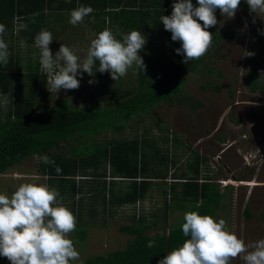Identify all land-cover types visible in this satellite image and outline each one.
Wrapping results in <instances>:
<instances>
[{
    "label": "trees",
    "instance_id": "obj_1",
    "mask_svg": "<svg viewBox=\"0 0 264 264\" xmlns=\"http://www.w3.org/2000/svg\"><path fill=\"white\" fill-rule=\"evenodd\" d=\"M192 2L197 5V0ZM245 2L241 0L240 6ZM173 3V0H0V24L6 26L5 33L12 34L13 20L19 18L27 25L21 33L29 46L42 29L55 32L50 21L61 22L64 26L68 17L64 11L70 13L81 5L93 8L85 20L98 32L109 28L117 39H122V34L139 30L151 33L150 42L155 39L161 42L159 46L145 44L139 50L146 68L144 72L135 68L136 84L125 90L107 92V103L95 107H74L63 99H55L50 105L41 102L39 95L44 93L46 75L40 69L39 52L34 59L35 52L27 48L25 66L21 65L18 55L13 57L10 52L7 65L0 64V102H7L4 108L0 105V174L30 156L46 155L54 161V164L38 162L39 171L45 175V183L56 188L61 198L66 195L61 201L64 205L70 201L68 208L76 217L72 234L75 240L86 238L98 210L106 214L115 208L118 212L119 208L125 213L123 204H128L125 202L144 197L152 185L148 172L160 179L166 177L167 157L159 154L157 147L149 146L143 137L139 138L137 132L132 138L120 136L99 143L101 141L96 142L95 137L102 132L100 129L111 126L113 133L123 131L124 124H113L120 112L123 113L121 121L125 123L133 114L152 109L160 102L173 104L191 100L183 93L184 76L195 73L219 46L220 40L235 36L234 29L219 32L217 25L209 27L212 44L206 54L198 60L183 63L184 56L175 51L181 47V42L173 41L171 32L165 30L160 21L161 15H171ZM252 51L255 54L253 62L264 67V21L256 28ZM256 70L254 66L248 69L245 87L250 92L264 93V78ZM109 104L111 107L107 106ZM100 121L104 123L98 124ZM144 144H147L145 150ZM204 160V156L193 152V161L188 164L192 175L174 177L184 181L169 186L170 198L181 211L178 219L166 223L171 207L163 199V220L152 225L159 230L148 235L145 231L149 225L145 222L122 224L117 230L133 236L131 241L123 248L87 256L79 264H157L168 251L180 246L187 239L181 230L184 213L195 210L202 215L214 216L223 197L216 178L208 176L198 180L199 165ZM150 161L151 166L148 165ZM106 164L111 166L112 173L132 179L129 190L121 198L115 193L105 199V185L99 192L90 193L91 183L87 187L74 179L77 173H83L82 176L92 178L89 182L93 183L96 177L103 176L101 172ZM57 166L61 169L59 173ZM137 176L143 179L135 180ZM162 191L166 193V189L162 188ZM88 192L89 199L85 196ZM84 208L91 216L90 220L85 218ZM245 212L249 216L247 209ZM109 221L105 222L103 216L99 225L108 227ZM149 240L155 241L152 248L147 247ZM0 264H5V257L0 256Z\"/></svg>",
    "mask_w": 264,
    "mask_h": 264
},
{
    "label": "rangeland",
    "instance_id": "obj_2",
    "mask_svg": "<svg viewBox=\"0 0 264 264\" xmlns=\"http://www.w3.org/2000/svg\"><path fill=\"white\" fill-rule=\"evenodd\" d=\"M64 15H68L64 26L61 22L50 21L55 32L50 31L53 41L49 48L55 56L61 44H64L83 59L91 39L98 31L91 27L85 19L82 23L73 26L69 23L70 13L64 11ZM215 15L218 21L216 24L218 31L228 32L234 29L235 36L220 40L219 46L205 58L198 70L184 76L183 93L189 95L191 100L173 104L160 102L152 109L133 114L134 116L127 119L125 123L121 121L123 113L120 112L113 124H124V130L113 133L111 126L106 127L100 129L102 132L95 139L98 142L124 135L131 138L137 132V134L144 133L143 137L146 142L153 140L159 154L167 157L168 165L165 169V179H160L161 181L158 179L161 183L149 193V201L153 200V203L160 205L162 200L166 199V203L172 207L167 215V224L175 221L180 209L175 208L170 198L171 193L163 192L162 188H168L169 183L170 185L179 184L180 179L173 181L174 177L188 178L192 175L188 164L193 161V152H198L200 156L205 157L199 165V173L202 177L241 179L236 180L237 197H232L231 192L235 186H225L220 206L213 217L217 221L224 219L227 229L247 244L264 238V185L248 186L242 183L245 181L264 182V106L259 104V102H264V95L259 91H248L245 81L248 69L253 66L257 69L259 76L264 78V67L253 62L255 54L244 56L243 52L244 50L253 52L254 34L257 26L264 21V16L259 17L250 13L246 2L244 6H239L234 18L224 17L219 9L215 10ZM26 26V23L20 21L19 18L14 19L12 34L7 32L3 35V39L9 45V52L13 57L15 55L20 57L21 65L27 61V48L35 53L39 52L35 46V39L29 46L25 35L21 33ZM141 33L146 38L147 46L161 44L157 39L150 42L151 33ZM81 73L82 70H78L76 77L80 81L79 88L61 89L57 93L55 90H48L46 76L44 93L39 95L41 102L50 105L55 99H63L74 107L102 106L107 103V92L113 93L116 89L125 90L136 84L135 66L130 68L124 77L116 81L107 71L104 73L96 71L94 77ZM89 80H94V82L89 83ZM4 102L5 100L2 102V108L7 105ZM110 105L107 106L111 107ZM103 123V121L98 122V124ZM53 151L56 152L57 149ZM34 157L25 158L19 164L9 167L0 174V193L10 195L19 184L27 182V178L33 175L40 176V182L45 183V175H41L38 162ZM151 163L150 161L148 165L151 166ZM147 174L151 176L150 180H154L153 172ZM74 178L78 177L74 176ZM141 178L137 176L135 180H141ZM125 180L132 179L125 178ZM122 182L124 185L127 183ZM106 193L107 190L104 191V195ZM85 196L90 198V194ZM63 197L66 198V195ZM69 205L70 201L67 200L65 206L69 207ZM142 208L144 209V206ZM246 209L249 216L246 215ZM114 213L115 209L108 210L106 214L98 210L93 217V228L88 230L86 238L82 241L73 239V232L69 234V238L73 240L79 252V260L71 264H79L85 257L100 254L106 250L123 248L131 241L133 236L117 230L122 224H130L129 216L119 210L117 214ZM103 216L105 222L110 220L108 227L99 225ZM90 217L85 209V218L90 220ZM147 231L149 234L156 232L152 228ZM5 264H11V262L5 258ZM230 264H244V262L236 258L230 261Z\"/></svg>",
    "mask_w": 264,
    "mask_h": 264
},
{
    "label": "clouds",
    "instance_id": "obj_3",
    "mask_svg": "<svg viewBox=\"0 0 264 264\" xmlns=\"http://www.w3.org/2000/svg\"><path fill=\"white\" fill-rule=\"evenodd\" d=\"M246 3L250 13L264 16V0H246ZM240 4L241 0H197L194 6L192 0H174L171 15H161L160 21L171 32V39L181 42L175 51L184 56L183 63L200 59L210 48L212 33L208 29L218 23L215 10L219 9L224 17L234 18ZM92 12L91 6L74 8L69 23L76 26ZM5 32L6 26L0 24V64L7 65L10 53L3 39ZM52 41L53 35L46 29L35 36L40 69L47 76L49 91L79 88L78 70L93 77L96 71H107L116 81L133 66L143 72L146 68L138 54L146 38L139 30L122 34V39H117L107 28L101 30L91 39L83 59L64 44L53 56L49 48ZM243 55L253 56L254 52L244 50ZM33 57L36 58V53ZM34 159L54 164L46 155H36ZM60 171L57 166L56 172ZM40 181V176L33 175L10 195L0 193V256L11 264H71L79 260V252L69 238L76 228V217L61 202L58 190ZM181 230L187 239L168 251L157 264H230L236 258L244 264H264V238L246 244L227 229L222 218L217 221L211 215L186 211ZM154 245V240L147 242L149 248Z\"/></svg>",
    "mask_w": 264,
    "mask_h": 264
},
{
    "label": "crops",
    "instance_id": "obj_4",
    "mask_svg": "<svg viewBox=\"0 0 264 264\" xmlns=\"http://www.w3.org/2000/svg\"><path fill=\"white\" fill-rule=\"evenodd\" d=\"M5 103V102H4ZM7 103V102H6ZM0 105H2V102H0ZM104 133V132H103ZM125 133V132H124ZM100 134V133H99ZM98 134V135H99ZM143 134L144 133H142V134H140V133H138L137 135L139 136V138H141V137H143ZM130 136V135H129ZM123 137H126V138H128L127 137V135H124ZM134 137V136H133ZM95 138H98L97 136L95 137ZM132 138V137H131ZM143 139H144V137H143ZM145 140V139H144ZM154 142H153V140H151L150 139V142H149V146H153V149H156V146L153 144ZM147 147H146V145L144 144V150L146 149ZM143 150V149H142ZM103 169L104 170H102V172L101 173H103L102 175V177H96L93 181V183L92 182H89L90 181V179H92V178H89V177H86V176H82V174L83 173H77L76 174V176L75 177H78L77 179L76 178H74L75 180H76V182H78L80 185H81V183L84 185V186H89L88 185V183H91V186H89V190H90V193H94V192H99L100 190H102L103 189V186L105 185L106 186V190H107V193L105 194V198H110L113 194H115V193H118V194H120L119 195V198H121L122 196H123V194L124 193H126V191L127 190H129V182H130V180H125V178H123V177H121L119 174H114V173H112L111 172V166L109 165V164H106L105 165V167H103ZM202 173V172H201ZM117 178L116 180L114 179V178ZM202 175L199 173L198 174V180L199 181H201L202 180ZM154 180H151V182H152V185L150 186L151 188L149 189V191H148V193L147 194H149L152 190H155L158 186H159V184L161 183H159L158 182V179L159 178H157V177H154L153 178ZM167 179V178H166ZM140 180V179H139ZM138 180V181H139ZM177 180H179V179H177ZM219 180H226V183H224V184H220V182H219ZM236 180H241V179H230V178H217L215 181L216 182H218L219 184H220V186H219V191L220 192H222V194H223V190L226 188L225 186H228V185H230V186H235V191H234V189H233V191L231 190V192H232V197H237V191H236V186H237V183H236ZM122 181H124V182H127L125 185L123 184V182ZM129 181V182H128ZM160 181V180H159ZM173 181H175V180H173ZM182 181H184L183 179H180V182H182ZM243 184H246V185H248V186H253V185H259V186H262V185H264L263 183L264 182H257V181H245V182H242ZM169 186H170V183L168 184V188H166L167 190V192L168 193H171L170 192V188H169ZM221 186H223V187H221ZM89 192H88V194H90ZM108 194V195H107ZM232 197H230V199L232 198ZM125 203H128V204H132V203H134V202H125ZM128 204H123V206H126V205H128ZM220 206V205H219ZM115 208V207H114ZM124 208V207H123ZM175 208H178L177 206H175ZM219 208V207H218ZM172 209V207L170 208V210ZM117 210H119L121 213H124L123 211H122V209H119V208H117ZM170 210H169V212H170ZM177 210H179V209H177ZM218 210V209H217ZM115 211H116V208H115ZM180 213H181V211H180ZM180 213L178 214V216H176V218H175V220L176 219H178V217H179V215H180ZM217 213V212H216ZM114 214H117V211H116V213H114ZM163 213L161 212L160 213V215H159V213L158 212H153L152 214H151V218H147V217H141L139 220H136V222H145L146 224H148L149 225V227L147 228V229H149V228H152L153 229V231H157L156 229L157 228H153L152 227V225L155 223V222H161V220H163V215H162ZM102 219V218H101ZM129 219V221H131V222H133L134 220L133 219H130V217L128 218ZM135 222V221H134ZM147 229H146V234H148V235H151V234H153V233H151V234H149L148 233V231H147Z\"/></svg>",
    "mask_w": 264,
    "mask_h": 264
},
{
    "label": "built area",
    "instance_id": "obj_5",
    "mask_svg": "<svg viewBox=\"0 0 264 264\" xmlns=\"http://www.w3.org/2000/svg\"><path fill=\"white\" fill-rule=\"evenodd\" d=\"M264 95V93H263ZM259 104L264 106V102H259ZM160 180V178H159ZM176 180V179H174ZM161 181V180H160ZM220 184L226 183V180H219ZM167 190V189H166ZM148 191L145 193L144 197L137 199L134 203L125 206V213L136 222L141 217L151 218L153 212H158L159 215L162 212V203L157 205L153 203V200L149 201ZM144 206V209L142 208ZM151 205V206H150ZM160 208V209H159ZM124 214V213H123Z\"/></svg>",
    "mask_w": 264,
    "mask_h": 264
}]
</instances>
